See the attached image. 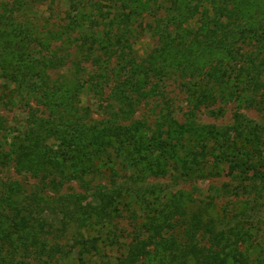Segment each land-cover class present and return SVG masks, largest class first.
<instances>
[{"label":"trees","instance_id":"16d2710c","mask_svg":"<svg viewBox=\"0 0 264 264\" xmlns=\"http://www.w3.org/2000/svg\"><path fill=\"white\" fill-rule=\"evenodd\" d=\"M80 7L72 5L65 33L87 29L88 46L115 56L117 75L127 76L124 95L146 81L191 71L199 81L189 96L196 103L214 105L216 88L230 86L259 95L264 105V0H107L84 5L86 12ZM145 32L158 45L139 62L136 44ZM30 94L37 96L34 89ZM167 115L155 129L141 121L102 128L69 123L66 129L40 123L17 138L0 158L2 167L13 162L18 174L53 185L57 177L63 184H89L96 175L110 178L112 186L97 187L85 206L80 195L63 197L76 212L65 209L56 238L65 241L61 245L48 241L52 226L41 224L31 204L23 203L24 185L3 182L0 264H264L261 128L241 124L230 134L217 126L183 125ZM166 177L229 178L238 185L225 184L223 192L247 197L250 207L213 214V201L197 206L185 192L148 183ZM121 218L128 222L127 233L112 225ZM32 247L46 258L17 260ZM110 247H117L119 256L105 254Z\"/></svg>","mask_w":264,"mask_h":264},{"label":"rangeland","instance_id":"374dc122","mask_svg":"<svg viewBox=\"0 0 264 264\" xmlns=\"http://www.w3.org/2000/svg\"><path fill=\"white\" fill-rule=\"evenodd\" d=\"M102 1L107 0H0V158L9 154L17 138L40 123L53 129H66L69 123L102 128L141 121L145 127L155 129L166 114L183 125L194 123L199 129L217 126L230 134L237 125L250 123L261 128L264 142V105H260L263 101L259 95L229 86L216 88L214 105L196 103L189 96L191 91H196L199 81L191 71L187 76L173 74L146 81L139 91L132 89L124 95L121 83L127 76L117 75L120 68L115 56L88 46L87 29L65 33L73 4L86 12L84 5ZM157 45L156 37L150 32L143 33L136 44L139 62ZM33 89L37 96L30 94ZM121 108L126 112L119 113ZM260 151L264 155V143ZM89 181L84 185L63 184L57 177L53 185L47 178L18 174L13 162L6 167L0 165V192L3 182L22 183L26 191L23 203L31 204L29 208L41 224L53 228L54 233L48 235L52 244L65 242L56 239L62 235L65 209L76 212L74 204L63 202L65 195L82 196L85 206L92 201L91 194L97 187L112 186L108 177L90 176ZM148 183L173 194L185 192L197 201V206L198 202L213 201L217 207L213 214L215 211L220 214L224 208L235 212L248 210L251 203L245 196L235 199L223 192L225 184L238 185L224 177L192 181L166 177L150 179ZM124 218L112 223L118 233L129 230ZM260 228L264 233V221ZM76 229L77 226L73 232ZM120 252L117 247H110L105 254L116 258ZM46 256L32 247L30 252L23 251L16 258L36 260Z\"/></svg>","mask_w":264,"mask_h":264}]
</instances>
